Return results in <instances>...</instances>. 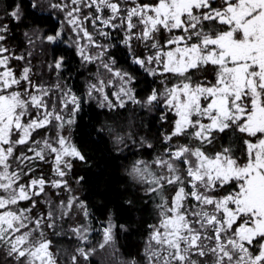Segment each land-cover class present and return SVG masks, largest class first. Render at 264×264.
I'll use <instances>...</instances> for the list:
<instances>
[{
    "label": "snow or ice",
    "instance_id": "obj_1",
    "mask_svg": "<svg viewBox=\"0 0 264 264\" xmlns=\"http://www.w3.org/2000/svg\"><path fill=\"white\" fill-rule=\"evenodd\" d=\"M0 264H264V0H0Z\"/></svg>",
    "mask_w": 264,
    "mask_h": 264
},
{
    "label": "trees",
    "instance_id": "obj_2",
    "mask_svg": "<svg viewBox=\"0 0 264 264\" xmlns=\"http://www.w3.org/2000/svg\"><path fill=\"white\" fill-rule=\"evenodd\" d=\"M5 3H8L10 2V0H4ZM52 23H54V21H50ZM47 26V25H45ZM75 75V74H73ZM73 83H80V81H73ZM95 114L94 111H88L86 115H84V123L87 124L90 120V118ZM99 119H103V116L101 115L100 117H98ZM77 136L80 137L81 134L78 132L77 133ZM94 158L91 162L92 164V167H91V171L88 173L89 176H92L93 173H97L103 169H105V163L102 161V153H94ZM124 162L122 160H116V161H112V162H108L107 164V169H106V174L102 177V178H97V179H100V186H99V189L98 191L100 192H103L105 193V196H108L109 195V191H108V188L106 187V182H113L117 179V171L119 169V167L123 164ZM88 187L89 186H85V189L83 191L82 194H87V191H88ZM119 186L116 185L115 183H112V188L113 189H116L118 188ZM110 197L112 199H117V193L116 191H112L111 194H110ZM105 197L103 196H94L93 199L97 202V204H99ZM96 216L99 218V219H103L104 216H103V211L102 210H96ZM134 216L136 218H138L139 214H134ZM133 227H135V225H133ZM137 236L136 235H130L126 238V243L129 245V246H133L135 245V242L137 240Z\"/></svg>",
    "mask_w": 264,
    "mask_h": 264
}]
</instances>
